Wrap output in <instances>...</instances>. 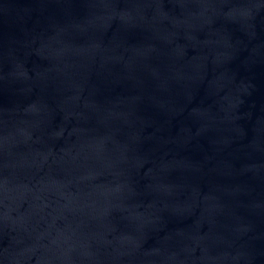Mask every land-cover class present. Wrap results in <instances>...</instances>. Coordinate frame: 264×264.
<instances>
[{
	"label": "water",
	"instance_id": "1",
	"mask_svg": "<svg viewBox=\"0 0 264 264\" xmlns=\"http://www.w3.org/2000/svg\"><path fill=\"white\" fill-rule=\"evenodd\" d=\"M0 264H264V0H0Z\"/></svg>",
	"mask_w": 264,
	"mask_h": 264
}]
</instances>
